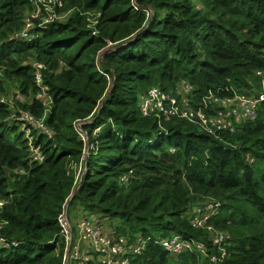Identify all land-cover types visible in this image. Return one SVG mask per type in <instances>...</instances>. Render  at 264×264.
<instances>
[{
    "label": "trees",
    "instance_id": "trees-1",
    "mask_svg": "<svg viewBox=\"0 0 264 264\" xmlns=\"http://www.w3.org/2000/svg\"><path fill=\"white\" fill-rule=\"evenodd\" d=\"M61 1L56 13L67 15L26 41L13 35L31 1L0 0V238L10 244H0V264H64L58 217L75 188L73 227L93 217L106 231L148 239L130 264H264V100L254 120L215 134L139 108L151 86L179 95L182 81L196 106L209 92H255L264 0ZM37 72L47 111L35 97ZM20 110L46 112L52 138L33 132L41 162L8 120ZM209 200L221 207L207 225L229 236L219 245L191 226L193 207ZM172 235L203 242L205 255H173L154 242ZM84 264H98L97 255Z\"/></svg>",
    "mask_w": 264,
    "mask_h": 264
},
{
    "label": "built area",
    "instance_id": "built-area-1",
    "mask_svg": "<svg viewBox=\"0 0 264 264\" xmlns=\"http://www.w3.org/2000/svg\"><path fill=\"white\" fill-rule=\"evenodd\" d=\"M30 1L31 8L24 16L22 29L13 35L14 39L35 40L39 36L36 29L67 15V13H56L55 7H62L61 0ZM36 67L39 70L44 68L40 63L36 64ZM256 75L259 77V88L249 96L238 91L230 96H220L217 92H209L202 97L200 106H196L194 103V87L186 81L180 83L179 95L168 93L158 86H151L140 97V112L144 116H154L159 120L163 118L185 119L198 124L202 129L212 134L222 130L234 132L240 123L245 120H254L257 117L259 104L264 100V70L257 71ZM36 84L40 90L35 94V97L42 102L47 111L50 98L42 84L40 72L36 73ZM15 97L22 102L26 99L19 92L15 94ZM45 118L46 112L41 119H36L31 113L20 110L17 113H12L8 119L9 122L10 119L16 121L24 133L32 161L41 162L45 158L41 146L35 143L33 132L52 138V132L46 125ZM79 135L84 139L83 132H80ZM131 174L132 171L124 174L121 180L127 184ZM4 204L5 201L0 199V210ZM220 207L219 202L215 200L205 201L203 204L193 207L191 218V226L194 228L206 227L211 231L209 240L216 245L221 244L224 239L229 237L226 233L214 230L210 225H207L209 220L219 213ZM58 221L61 234L65 239L66 251L69 249L67 259L64 255V264H69V259L84 264L90 261L92 253L97 255L98 264H130V260L134 256L142 254L147 246L148 239L143 236L127 237L118 234L115 230L106 231L99 224V220L93 217L81 219L76 225L77 234H74L73 226L67 215V205L64 206ZM74 236H76V240H74ZM154 242L173 255L185 252H197L199 255H205L203 242L194 238L172 235ZM81 243L87 244L85 250H82ZM0 244L3 247L10 245L2 238H0Z\"/></svg>",
    "mask_w": 264,
    "mask_h": 264
},
{
    "label": "rangeland",
    "instance_id": "rangeland-1",
    "mask_svg": "<svg viewBox=\"0 0 264 264\" xmlns=\"http://www.w3.org/2000/svg\"><path fill=\"white\" fill-rule=\"evenodd\" d=\"M92 22H94V19H92ZM255 87H259V82H258V84L256 83ZM13 89L14 88L12 86H10V88L8 90V93H9L8 96L9 97L13 96V94H14V90ZM73 230H74V234H77V227L76 226L73 227Z\"/></svg>",
    "mask_w": 264,
    "mask_h": 264
},
{
    "label": "water",
    "instance_id": "water-1",
    "mask_svg": "<svg viewBox=\"0 0 264 264\" xmlns=\"http://www.w3.org/2000/svg\"><path fill=\"white\" fill-rule=\"evenodd\" d=\"M81 122L78 123V125H80ZM77 188H75L70 196V198L67 200L66 202V205L68 206L69 204V201L71 200V198L73 197V195L75 194V191H76ZM68 254H69V249L66 251L65 253V258L67 259L68 258Z\"/></svg>",
    "mask_w": 264,
    "mask_h": 264
},
{
    "label": "crops",
    "instance_id": "crops-1",
    "mask_svg": "<svg viewBox=\"0 0 264 264\" xmlns=\"http://www.w3.org/2000/svg\"><path fill=\"white\" fill-rule=\"evenodd\" d=\"M257 88H259V87H257ZM256 88V89H257ZM68 215V214H67ZM70 221V220H69ZM71 223V222H70ZM72 225V224H71ZM81 247H82V250H85L86 248L85 247H87V244L86 243H81Z\"/></svg>",
    "mask_w": 264,
    "mask_h": 264
}]
</instances>
